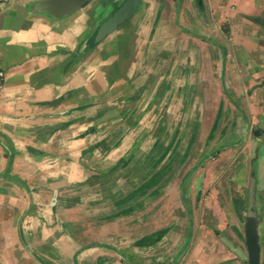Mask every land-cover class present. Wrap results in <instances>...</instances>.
Wrapping results in <instances>:
<instances>
[{"label": "crops", "instance_id": "obj_1", "mask_svg": "<svg viewBox=\"0 0 264 264\" xmlns=\"http://www.w3.org/2000/svg\"><path fill=\"white\" fill-rule=\"evenodd\" d=\"M39 1L0 2V68L4 70L0 85V264H43L41 259L47 264H132L125 262L124 254L110 251L111 246L98 247L94 254L87 245H97L83 244L73 236L80 222H60L56 212L58 207L69 210L64 198L72 185L93 176L90 165L99 148L100 156L111 163L120 157L116 149L129 147V129L123 132L124 127L114 124L144 115L139 110L145 105L141 100L146 93L140 95L145 79H177L182 67L184 79H194L193 63L186 58L183 66L177 58L178 51H188V33L178 34L166 25L168 13L175 20L186 17L188 8H180L186 1L143 0L130 21L100 42L94 41L93 48L87 44L112 6L97 0L95 17L92 9L84 7L54 17L35 9ZM229 1L235 5L237 25L243 26L237 31V79L241 80L237 95H246L248 102L237 108V115L248 116V121L240 120L244 134L239 140L244 138L248 147L257 150L250 163L255 170L256 196L257 191L261 194L258 211L264 212V23L256 20L264 21V0ZM167 32L169 40L164 43ZM182 38L187 40L185 46ZM166 50L171 52L169 71L162 76V52ZM210 74L203 73L201 79H210ZM219 74L213 78L224 79V65ZM161 85L158 81L147 99L159 98ZM118 131L119 138L109 141ZM151 177L156 180L155 175L147 179ZM110 214L105 218L115 217ZM261 218L258 215L259 222ZM54 223L61 228L59 236L50 232ZM238 228L237 247L235 239L229 244L206 231L192 251H185L187 236L169 258L155 255L153 263L248 264L247 246ZM49 245L57 252L49 253ZM127 255L135 260L141 254Z\"/></svg>", "mask_w": 264, "mask_h": 264}, {"label": "rangeland", "instance_id": "obj_2", "mask_svg": "<svg viewBox=\"0 0 264 264\" xmlns=\"http://www.w3.org/2000/svg\"><path fill=\"white\" fill-rule=\"evenodd\" d=\"M96 1L83 8L92 9V17H95ZM185 1L180 8H188L186 17L175 20L168 13L166 25L176 28L178 34L188 33V51H178L177 58L183 66L186 58L193 63L194 79H184L185 67L178 70L177 79H145L140 93H146V99L141 100L145 105L144 110H139L144 115L130 116L128 122L119 119L114 124L124 127L123 132L129 129V147L116 149L120 157L111 163L100 156L99 148L97 159L90 165L93 176L71 186L64 198L67 212L61 207L57 209L58 221L80 222L73 236L83 244L97 245H87L94 254L98 247L106 250L111 246L110 251L117 256L124 254L125 262L154 264L155 255H162L163 260L169 258L187 236L185 251H192L197 238L206 235V231L225 238L229 244L235 239L237 247L238 226L244 245L246 210L243 218L239 216L235 202L243 197L247 206L251 176H255L250 162L257 150L248 147L244 138L239 140L244 134L239 129L240 120L248 121V116L237 115V108L248 102L246 95L243 98L237 95L241 84L237 79V31L243 26L237 25L235 5L229 0H203V10L197 0ZM166 7L169 9L170 5ZM127 21L130 19L121 26ZM163 39L164 43L168 42L169 34ZM186 42L185 38L181 39L182 45ZM162 54L161 74L165 76L171 52L166 50ZM220 65H224V79H214L220 75ZM208 71H211L210 79H201ZM158 81H162L159 98L147 99L158 87ZM219 97H222L221 106ZM215 123L217 127L211 137ZM119 134L120 131L116 132L109 141L114 142ZM171 140L172 146L166 150ZM92 151L96 153V149ZM152 175L156 180L139 191L138 197L129 198V203L121 202L124 195L132 194ZM260 198L259 191L256 196L255 180V211L259 218L263 217L260 222L258 219V226L264 252V212L258 211ZM129 205L134 211L105 218ZM60 229L54 223L50 232L59 236ZM162 230L165 233L158 243L147 245L143 241L146 236L156 237ZM137 238L138 242L143 239L142 243L136 241L134 245ZM46 249L49 253L57 252L51 245ZM68 251L72 253L73 249ZM132 252L140 253V258L133 260V255H127Z\"/></svg>", "mask_w": 264, "mask_h": 264}, {"label": "water", "instance_id": "obj_3", "mask_svg": "<svg viewBox=\"0 0 264 264\" xmlns=\"http://www.w3.org/2000/svg\"><path fill=\"white\" fill-rule=\"evenodd\" d=\"M91 1L92 0H41L36 4L35 9L47 11L54 17H63L84 7ZM142 1L143 0H105V2L110 5V8L111 6L114 8L115 4H119V6L115 10H112L108 17L100 23L94 36V41L100 42L108 34L118 29L122 23L137 12ZM256 20L264 23L261 18H257ZM255 180L253 174L250 180L248 202L246 213L244 215L248 264H261L260 231L258 226V216L255 211ZM25 245L32 250L26 242Z\"/></svg>", "mask_w": 264, "mask_h": 264}, {"label": "trees", "instance_id": "obj_4", "mask_svg": "<svg viewBox=\"0 0 264 264\" xmlns=\"http://www.w3.org/2000/svg\"><path fill=\"white\" fill-rule=\"evenodd\" d=\"M198 5H199V7L201 9H203L204 3L199 2ZM118 6H119V4H115L113 10H115ZM95 45H96V43L94 42V37H92L91 41L88 42V44H87V48H93ZM216 127H217V123H215L213 125V127H212V131H211V134H210L211 137H212L213 132L216 129ZM171 146H172V143L168 144L167 147H166V150H169L171 148ZM153 181H154V177H151V178L147 179L140 187H138L137 189L133 190V193L131 192L132 194H127L125 197H122L121 198V200H122L121 202L122 203H129L130 202L129 198L136 197V196L138 197L140 195L139 191H141V190L147 188L148 186H150L152 184L151 182H153ZM126 197H128V198H126ZM137 202L138 201H136V203ZM138 204H141V203L138 202ZM235 204H236V207H237V213L239 214V216H241L243 218V212L246 210V201H245V199L243 197H239V198H237V201L235 202ZM132 210H133V207H131V205H129V206L123 207L122 209H119L116 212H113L112 216H115V217L116 216H120V215L128 213V212H130ZM164 233H165V230H162V231L159 232V235H161V234L163 235ZM240 234L244 238L243 234L242 233H240ZM159 235H157L156 237L146 236V238L144 240L143 239L142 240L145 243H147V245H150V244H153L154 242H156L159 239ZM142 240L139 241V242L137 241V243H139V244L142 243ZM41 260H42L43 264H47V262L44 259H41Z\"/></svg>", "mask_w": 264, "mask_h": 264}, {"label": "built area", "instance_id": "obj_5", "mask_svg": "<svg viewBox=\"0 0 264 264\" xmlns=\"http://www.w3.org/2000/svg\"><path fill=\"white\" fill-rule=\"evenodd\" d=\"M9 0H0V2H8ZM4 79V70L0 68V85L2 84Z\"/></svg>", "mask_w": 264, "mask_h": 264}]
</instances>
